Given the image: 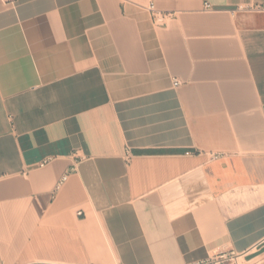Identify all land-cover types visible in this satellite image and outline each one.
Listing matches in <instances>:
<instances>
[{"label": "crops", "instance_id": "crops-1", "mask_svg": "<svg viewBox=\"0 0 264 264\" xmlns=\"http://www.w3.org/2000/svg\"><path fill=\"white\" fill-rule=\"evenodd\" d=\"M252 4L0 0V264H264Z\"/></svg>", "mask_w": 264, "mask_h": 264}, {"label": "built area", "instance_id": "built-area-1", "mask_svg": "<svg viewBox=\"0 0 264 264\" xmlns=\"http://www.w3.org/2000/svg\"><path fill=\"white\" fill-rule=\"evenodd\" d=\"M3 3L6 4H12L15 2V0H1ZM205 10H210V5L207 3L204 4ZM149 11L151 12L152 19L154 22H162L164 19V16L160 13H157L154 10V7L152 4L148 6ZM237 11L240 12H252V13H263L264 12V5H240L237 8ZM178 82L174 81V85H177ZM43 165V164H42ZM66 176L62 177L60 182L57 184L56 189H59L60 185L66 180ZM80 215V213H77ZM238 259L237 255H234L233 253H220L217 255H214L206 260L200 261L196 264H237L236 260Z\"/></svg>", "mask_w": 264, "mask_h": 264}, {"label": "rangeland", "instance_id": "rangeland-1", "mask_svg": "<svg viewBox=\"0 0 264 264\" xmlns=\"http://www.w3.org/2000/svg\"><path fill=\"white\" fill-rule=\"evenodd\" d=\"M236 263H237V264H243V260H242V259H237V260H236Z\"/></svg>", "mask_w": 264, "mask_h": 264}]
</instances>
